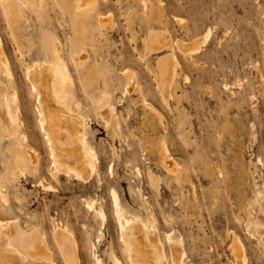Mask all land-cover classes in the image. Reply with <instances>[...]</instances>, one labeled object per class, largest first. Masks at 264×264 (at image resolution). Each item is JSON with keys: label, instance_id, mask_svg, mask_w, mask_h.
Instances as JSON below:
<instances>
[{"label": "rangeland", "instance_id": "rangeland-1", "mask_svg": "<svg viewBox=\"0 0 264 264\" xmlns=\"http://www.w3.org/2000/svg\"><path fill=\"white\" fill-rule=\"evenodd\" d=\"M5 2L0 42L10 76L0 62V86L17 97L35 158L31 170L7 172L13 141H0V264H69L57 228L80 264H132L113 191L169 264L173 256L264 264V0H94L86 9L75 0ZM157 32L172 49H155ZM53 47L98 159L82 177L55 168L29 77L51 64ZM161 60L175 63L167 93ZM106 97L110 116L100 108ZM8 225L42 240L48 262L17 253Z\"/></svg>", "mask_w": 264, "mask_h": 264}, {"label": "bare ground", "instance_id": "bare-ground-1", "mask_svg": "<svg viewBox=\"0 0 264 264\" xmlns=\"http://www.w3.org/2000/svg\"><path fill=\"white\" fill-rule=\"evenodd\" d=\"M10 1L11 0H6L8 8L10 7ZM20 1L25 3L29 0ZM92 1L94 2V0H75L78 9H86L90 7L89 4ZM5 9H7L6 5ZM11 9L12 8H10V10ZM161 34L163 33L157 32V34L153 35L155 37V49H161L164 46H168L172 49L170 43L165 44V38ZM146 44L148 45V47H151V44L149 42H146ZM52 51L53 60L51 64L42 63L40 65H36L34 70L29 73V77L32 80L34 90L37 91V96L40 103V116L43 118L42 126L47 131V136L50 140L53 164L55 168L58 171L62 170L74 172L76 173V176L82 177L88 172L93 173V171L97 168L98 159L96 156V152L94 153V151L88 146V143L86 141V126L83 118L78 113L74 112L68 103L70 92L66 88V82L70 81L71 79L68 69L64 61L62 60L58 50L53 47ZM74 58L78 60H84L86 57H81L79 55L77 57V55L74 54ZM0 62L8 70V74L6 75L10 76L9 61L1 52V42ZM174 64V62L171 63L169 60H161L159 64L160 70L162 71L160 72V76L162 78L161 85H163L166 93L169 90L170 84L174 82H172L174 74ZM0 95L3 96L0 108V141H3L4 139L12 140V145L14 146L13 149L9 150V153L10 155H12V158L14 160V167H8L7 172H11L13 174V171H19L23 173L26 170L32 169L31 166L35 155L34 152L24 144L26 142V137L24 132L22 131V125L19 116L20 110L17 105V97L15 96V94L13 95V90L11 89L9 83L7 90L6 87L0 86ZM107 100L108 97L104 98V100L102 101V106L100 108L101 111H103V114L105 113L106 115L110 116V112L113 110V108H109ZM48 117L55 118L57 126H53L52 124H50L47 119ZM163 150L161 152V155L163 156L162 158L165 162L167 151ZM167 167L169 168L170 166L167 165ZM40 186H42V184ZM44 187H46L47 190H50L51 188L49 184ZM0 190L3 191V186L1 184ZM112 195L115 205V212L121 228L122 239L126 244L127 252L129 254L128 258H130L131 263L169 264L167 258H165L166 256L164 257V255L161 254L159 245L153 242L154 240L156 241V238L154 239L153 236L152 237L154 240L152 238H147V236L149 235L145 234V232L139 231L134 225V221H136V219L134 220L133 218L127 216L126 212L120 206L119 198L116 192L113 191ZM87 204L92 208L97 205L95 200L88 201ZM260 204L261 212L264 215V197L261 199ZM10 226L11 225H8V241L11 247L17 253L21 254L24 257L30 258L33 262H39L42 260H46L48 262L49 259L47 254L45 253V246L43 244L44 242L42 243L41 239V241H38L39 239H37L35 235L23 236L17 225H13L11 227ZM153 230L155 231L154 227ZM259 230V234L261 236L260 238H263L264 240V225H261ZM55 232L57 233L59 245L65 257L67 258L68 263L80 264L78 255L75 250L65 242V235L62 234L59 228H57ZM149 234L152 235V233ZM170 239L171 238L169 236V240ZM260 241H262V239H260ZM262 243H264V241ZM243 255L242 257H244ZM115 259L117 258L113 259L114 264H121V262L118 261L119 259ZM172 259V264H183L181 260L176 256H173ZM242 261H245V259ZM97 264H100V260H97Z\"/></svg>", "mask_w": 264, "mask_h": 264}]
</instances>
